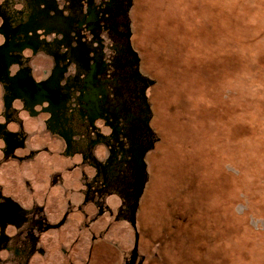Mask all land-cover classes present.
<instances>
[{"label":"flooded vegetation","instance_id":"obj_1","mask_svg":"<svg viewBox=\"0 0 264 264\" xmlns=\"http://www.w3.org/2000/svg\"><path fill=\"white\" fill-rule=\"evenodd\" d=\"M131 7L0 0V179L46 216L22 264L145 259L139 205L157 138Z\"/></svg>","mask_w":264,"mask_h":264},{"label":"rangeland","instance_id":"obj_2","mask_svg":"<svg viewBox=\"0 0 264 264\" xmlns=\"http://www.w3.org/2000/svg\"><path fill=\"white\" fill-rule=\"evenodd\" d=\"M131 1L157 138L140 264H264V0Z\"/></svg>","mask_w":264,"mask_h":264},{"label":"water","instance_id":"obj_3","mask_svg":"<svg viewBox=\"0 0 264 264\" xmlns=\"http://www.w3.org/2000/svg\"><path fill=\"white\" fill-rule=\"evenodd\" d=\"M45 219L0 179V264H22Z\"/></svg>","mask_w":264,"mask_h":264}]
</instances>
